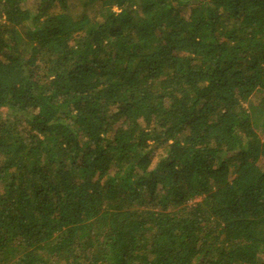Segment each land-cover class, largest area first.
Segmentation results:
<instances>
[{"label": "trees", "instance_id": "obj_1", "mask_svg": "<svg viewBox=\"0 0 264 264\" xmlns=\"http://www.w3.org/2000/svg\"><path fill=\"white\" fill-rule=\"evenodd\" d=\"M76 1L0 0V264H264V0Z\"/></svg>", "mask_w": 264, "mask_h": 264}, {"label": "rangeland", "instance_id": "obj_2", "mask_svg": "<svg viewBox=\"0 0 264 264\" xmlns=\"http://www.w3.org/2000/svg\"><path fill=\"white\" fill-rule=\"evenodd\" d=\"M63 11H71L72 13H79L80 5L76 0H68L66 6L62 9ZM155 157L153 158V162H155Z\"/></svg>", "mask_w": 264, "mask_h": 264}]
</instances>
